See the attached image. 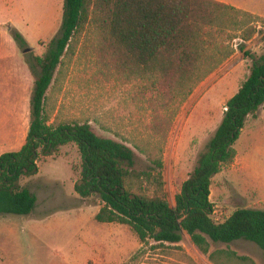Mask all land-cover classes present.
Masks as SVG:
<instances>
[{
  "label": "rangeland",
  "instance_id": "rangeland-1",
  "mask_svg": "<svg viewBox=\"0 0 264 264\" xmlns=\"http://www.w3.org/2000/svg\"><path fill=\"white\" fill-rule=\"evenodd\" d=\"M234 1L264 10V0ZM63 10L64 0H0V142L15 129L27 140L38 71L32 63L59 35ZM253 15L225 9L205 34L198 75L170 95L150 74L106 57L101 27L91 21L62 56L45 98V116L54 125L89 122L97 134L131 146L140 168L155 167L161 159L162 186L137 180L133 188L160 191L174 205L227 100L250 73L251 55L264 51V17ZM251 27L256 31L247 38ZM241 139L235 147L245 155V166L227 165L213 177L216 221L239 207L264 209V107L248 119ZM81 161L77 145L66 144L40 156L37 174L21 178L38 200L28 215L0 214V264H264L262 249L249 240H209L204 253L186 233L178 243H141L129 225L98 222L101 199H83L75 190Z\"/></svg>",
  "mask_w": 264,
  "mask_h": 264
},
{
  "label": "trees",
  "instance_id": "trees-1",
  "mask_svg": "<svg viewBox=\"0 0 264 264\" xmlns=\"http://www.w3.org/2000/svg\"><path fill=\"white\" fill-rule=\"evenodd\" d=\"M227 8L255 18L218 0H64L59 35L32 63L38 71L27 140L19 150L0 154V214H30L38 199L20 183L21 178L38 173L41 155L75 143L82 160L75 190L83 199H101L103 204L95 215L98 222L129 225L141 243L150 239L178 243L186 233L204 253L209 252V240L231 243L245 239L255 242L264 254V209L239 207L224 221H216L211 201L213 177L235 161V144L248 119H256L264 107V51L251 55L250 73L227 100L220 124L199 152L174 205L160 191L133 188L137 180L162 186L161 159L155 160V167L140 168L139 157L128 144L97 134L89 122L51 124L44 113L47 91L62 56L74 35L89 22L101 27L100 47L106 57L127 70L150 74L170 95L198 75L205 34ZM255 31L251 27L247 38ZM14 37L24 43L19 31Z\"/></svg>",
  "mask_w": 264,
  "mask_h": 264
},
{
  "label": "crops",
  "instance_id": "crops-1",
  "mask_svg": "<svg viewBox=\"0 0 264 264\" xmlns=\"http://www.w3.org/2000/svg\"><path fill=\"white\" fill-rule=\"evenodd\" d=\"M218 1L229 4V5L237 8V9H242V10H245V11L250 12L252 14L258 15L260 17H262V16L264 17V10H261L263 8H253V7H250L246 4L236 2L234 0H218ZM260 118H262V117L259 115V119ZM28 132H29V128L27 131V135H28ZM244 133H245V128L243 129L242 134H241L240 138L237 140L236 144H238L242 140L241 138L243 137ZM8 134L10 137L7 138L5 142H0V154L7 152V151L19 150L25 143V141H21V135L19 136V131L17 129L11 131ZM236 144H235V146H236ZM236 149H237V156H236L235 161L232 163V166L237 167L240 165L242 167V165L245 163L244 162L245 155H243L237 147H236ZM244 166H245V164H244Z\"/></svg>",
  "mask_w": 264,
  "mask_h": 264
},
{
  "label": "built area",
  "instance_id": "built-area-1",
  "mask_svg": "<svg viewBox=\"0 0 264 264\" xmlns=\"http://www.w3.org/2000/svg\"><path fill=\"white\" fill-rule=\"evenodd\" d=\"M226 109V108H225Z\"/></svg>",
  "mask_w": 264,
  "mask_h": 264
}]
</instances>
